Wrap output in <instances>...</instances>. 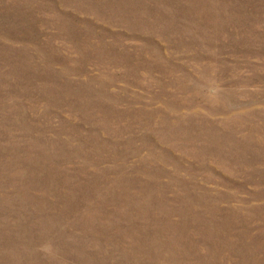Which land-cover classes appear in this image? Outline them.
Instances as JSON below:
<instances>
[{"label":"rangeland","instance_id":"374dc122","mask_svg":"<svg viewBox=\"0 0 264 264\" xmlns=\"http://www.w3.org/2000/svg\"><path fill=\"white\" fill-rule=\"evenodd\" d=\"M0 264H264V0H0Z\"/></svg>","mask_w":264,"mask_h":264}]
</instances>
